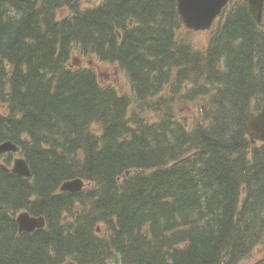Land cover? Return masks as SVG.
I'll return each instance as SVG.
<instances>
[{"label":"trees","instance_id":"1","mask_svg":"<svg viewBox=\"0 0 264 264\" xmlns=\"http://www.w3.org/2000/svg\"><path fill=\"white\" fill-rule=\"evenodd\" d=\"M248 1L231 0L199 50L176 0H0V143L32 171L0 166V264L264 256V143L247 132L264 101V25ZM76 57L117 65L127 92ZM76 178L82 193L60 192ZM23 210L47 227L19 235Z\"/></svg>","mask_w":264,"mask_h":264},{"label":"water","instance_id":"2","mask_svg":"<svg viewBox=\"0 0 264 264\" xmlns=\"http://www.w3.org/2000/svg\"><path fill=\"white\" fill-rule=\"evenodd\" d=\"M229 0H177L178 12L182 23L190 30L201 31L211 28L214 21L221 15L223 8ZM249 10L255 21L262 25L264 15V0H250ZM248 133L252 140L264 142V104L257 113H252L248 119ZM18 148L11 142L0 145V154L17 151ZM5 171H9L5 168ZM22 177H30L31 172L24 159L15 160V166L11 170ZM82 180L66 182L61 191L76 193L84 188ZM17 222L19 231L33 232L45 226L43 217H31L29 213H21Z\"/></svg>","mask_w":264,"mask_h":264},{"label":"rangeland","instance_id":"3","mask_svg":"<svg viewBox=\"0 0 264 264\" xmlns=\"http://www.w3.org/2000/svg\"><path fill=\"white\" fill-rule=\"evenodd\" d=\"M195 36V35H194ZM194 36L193 41H194ZM209 36H211V33H205V34H200V36H196L195 46L198 48H203L209 39ZM192 42V39H191ZM94 63L96 65H91L90 68L95 69L98 72L99 79L103 84H116L118 88H120L122 91H126V88L128 86V80L126 76L116 68L115 65L110 64V63H100L97 60L94 59ZM88 62L81 63V66H88ZM119 89V90H120ZM259 257V254L255 251L252 256L246 260L244 264H251L252 261L256 260Z\"/></svg>","mask_w":264,"mask_h":264},{"label":"bare ground","instance_id":"4","mask_svg":"<svg viewBox=\"0 0 264 264\" xmlns=\"http://www.w3.org/2000/svg\"><path fill=\"white\" fill-rule=\"evenodd\" d=\"M154 37V36H153ZM188 163V162H187ZM166 171V170H165ZM206 171V170H205ZM243 185V184H242ZM244 187V186H243ZM95 216V215H94ZM98 217V216H97ZM99 223V222H98ZM52 228V227H51ZM107 259V258H106ZM109 261V260H108ZM122 264V263H121Z\"/></svg>","mask_w":264,"mask_h":264}]
</instances>
